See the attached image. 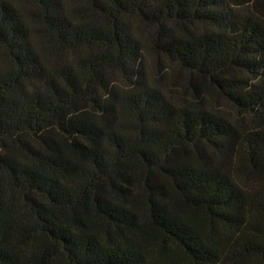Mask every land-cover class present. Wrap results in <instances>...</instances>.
<instances>
[{
  "label": "trees",
  "instance_id": "1",
  "mask_svg": "<svg viewBox=\"0 0 264 264\" xmlns=\"http://www.w3.org/2000/svg\"><path fill=\"white\" fill-rule=\"evenodd\" d=\"M0 264H264V0H0Z\"/></svg>",
  "mask_w": 264,
  "mask_h": 264
}]
</instances>
